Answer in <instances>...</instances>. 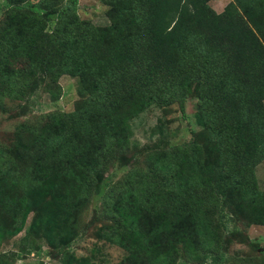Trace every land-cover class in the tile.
<instances>
[{
	"label": "trees",
	"instance_id": "obj_1",
	"mask_svg": "<svg viewBox=\"0 0 264 264\" xmlns=\"http://www.w3.org/2000/svg\"><path fill=\"white\" fill-rule=\"evenodd\" d=\"M4 1L0 101L41 87L57 99L64 74L78 98L21 122L12 146L0 141V240L22 232L0 264L39 240L64 264H88L57 246L80 234L98 193V234L125 251L116 264H216L228 221L264 226L254 171L264 159V0H230L221 12L210 0H100L104 27L79 17L78 0ZM188 98L199 128L139 161L129 120L148 103L183 113ZM115 162L133 165L108 182Z\"/></svg>",
	"mask_w": 264,
	"mask_h": 264
},
{
	"label": "rangeland",
	"instance_id": "obj_2",
	"mask_svg": "<svg viewBox=\"0 0 264 264\" xmlns=\"http://www.w3.org/2000/svg\"><path fill=\"white\" fill-rule=\"evenodd\" d=\"M37 0H28L26 4H32ZM66 1V0H65ZM225 0H210V7L221 12ZM5 5L0 0V18ZM107 6L100 0H78L76 11L82 19H87L93 24L104 27L108 24L106 16ZM61 94L53 99L51 94L38 88L28 100H11L4 98L0 101V141L7 146L14 144L15 132L23 121H36V116L53 110L70 111L74 101L78 98V84L75 77L67 74L59 78ZM264 103V100H263ZM179 106L174 104L169 110L163 112L154 103L138 111L130 120L132 145L131 153L142 159L143 153L155 147L183 146L190 138L191 130L198 129L194 118L195 99L188 98L184 104V112L179 111ZM162 122V131L166 135V141H160V132L156 125ZM132 147V146H131ZM129 155V154H128ZM133 164L115 162L105 174L108 182L122 176ZM255 176L259 190L264 191V159L255 166ZM110 180V181H109ZM101 194H96L81 215L83 229L80 234L67 244L58 245L65 247L64 253H71L77 258L88 259V264H116L125 256V251L115 243L102 238L98 234V228L104 227V222L96 217L95 209L100 203ZM228 219V218H227ZM220 248L217 251L220 257L216 264H260L261 254L264 249V226L245 224L242 220L227 222V228L223 229ZM22 232L14 236H6L0 240V252L9 253L18 249V243ZM40 248L32 249L26 254H17L12 258V264H64L57 255V248L50 249L43 240H39ZM54 252H53V251ZM209 258L200 261H190L179 257L177 264H213Z\"/></svg>",
	"mask_w": 264,
	"mask_h": 264
},
{
	"label": "crops",
	"instance_id": "obj_3",
	"mask_svg": "<svg viewBox=\"0 0 264 264\" xmlns=\"http://www.w3.org/2000/svg\"><path fill=\"white\" fill-rule=\"evenodd\" d=\"M229 1H230V0H225V2H224L225 5H226ZM225 5H224V6H225ZM224 6H223V8H224Z\"/></svg>",
	"mask_w": 264,
	"mask_h": 264
}]
</instances>
